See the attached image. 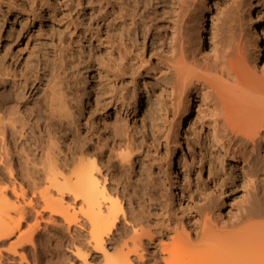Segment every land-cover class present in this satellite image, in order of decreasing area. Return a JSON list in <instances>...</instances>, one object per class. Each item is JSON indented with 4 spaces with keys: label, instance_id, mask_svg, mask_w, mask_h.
<instances>
[{
    "label": "bare ground",
    "instance_id": "obj_1",
    "mask_svg": "<svg viewBox=\"0 0 264 264\" xmlns=\"http://www.w3.org/2000/svg\"><path fill=\"white\" fill-rule=\"evenodd\" d=\"M171 2L173 13L179 17L169 40L172 55L168 69H159L163 75L157 86L164 85L161 93L152 96L151 89H147L148 82L142 81L141 86L138 82L132 89L128 88L121 94L113 93L105 98L104 103L98 101L97 104L103 108L114 106L117 117H132L131 114L135 117L141 102L149 99L161 126L169 121V131L166 128L169 133L164 135L165 147L167 162L172 166L169 174L175 176L167 181L166 173L159 172L157 177L147 171L144 180L136 186H131V182L124 177L116 182L117 173L111 168L112 159L105 157L103 148L109 143L108 139L112 140L111 146L124 150L119 153L121 166L130 164L133 158L145 159L149 155L146 137L131 131L127 119L118 118V123L123 122L112 129L115 131L112 134L107 132L106 120L102 119L99 128L103 131L99 132L106 138L97 142L96 147L90 144L88 137L82 142L74 141V148L68 155L63 150L62 136L55 125L43 124L40 113L33 115V109H22L21 92L16 90V97L12 99V89H7L4 101L0 93V170H6L11 188H0V264H31L28 259L31 254L35 263L39 261L38 243L45 244L42 243V231L51 236L57 222L77 233L79 229L86 233L84 238L78 234L71 238L70 244L85 258L87 254L93 260L98 258L97 264H264V208L257 202L254 203L256 205L252 203L242 220L244 226L237 230H227L221 221L216 202L224 198L226 191L215 185L208 192H200L204 194L205 203L202 224L192 226L190 219L172 213L178 196L177 204L182 205L189 179L191 165L178 166L175 157L176 152L183 148L185 135L191 129L189 114L193 111L195 100L200 98L198 117L203 125L208 124V138L220 154L234 160L251 159L264 140V80L253 79L255 75H250L247 67L240 64L237 50L230 44L214 54L206 51L201 25L191 33L185 21L186 12L196 0ZM205 4L208 9L209 1ZM37 14L43 15V11L39 10ZM259 19L252 3L248 10V21L254 26L251 28L252 45L262 57L264 35L258 29L262 26ZM154 34L157 35L156 31ZM119 37L123 43V34ZM153 42L154 47L160 46L158 36L153 37ZM112 47L113 43L107 40L109 54ZM58 56L61 65L50 74L44 72L45 76L41 77V80H47L46 105L50 116H66L70 123L75 121L76 129L79 125L75 115L84 113L85 98L89 102L90 97L73 87L68 79L74 73L82 74V69L75 68L68 75V56L62 55V52ZM141 68V63L134 68L138 75L142 73ZM11 71L8 68L4 73L10 76ZM1 75L0 67V80ZM34 123L40 127L41 136L38 146L29 149L30 152L27 150L25 163L31 162L35 171H30L28 167L19 169L13 156L17 144L15 139L26 137ZM99 132L98 136L101 135ZM23 145L25 150L28 149ZM180 168H184V174L177 188L178 179L175 177L180 175ZM201 171L200 161L196 173ZM18 177L23 181H18ZM111 179L116 183L109 184ZM41 183L45 186L42 189ZM27 191L33 194L36 203L31 204L34 202L31 197V200L27 199L30 205L19 200L21 196L25 199ZM11 193L17 197V202L11 201ZM66 196L72 198V202H68L70 204L64 202ZM38 205L42 211L49 213V219L43 226L38 218L43 214L37 209ZM32 216L36 219L34 224L29 223L26 230L22 229ZM59 218L62 221H58ZM15 234L16 239L10 241V246L2 249L1 245Z\"/></svg>",
    "mask_w": 264,
    "mask_h": 264
},
{
    "label": "rangeland",
    "instance_id": "obj_2",
    "mask_svg": "<svg viewBox=\"0 0 264 264\" xmlns=\"http://www.w3.org/2000/svg\"><path fill=\"white\" fill-rule=\"evenodd\" d=\"M171 1L0 0V67L2 72L0 93L3 101L7 98V89H12V99L16 97V90L20 91L22 109L25 111L33 109L32 114L39 112L41 121H44L43 124L47 122L55 125L62 136L63 150L68 155L74 148V141L82 142L85 137H88L90 144L96 147L97 142L106 138L99 132L103 131L99 128L102 119L106 120L107 132L111 134L115 132L114 127L127 119L126 122L131 131L146 137L149 155L145 159L133 158L130 164L126 163L121 166L119 153L123 149L111 146L113 145L112 140L108 139L109 143L103 148L107 155L105 157L110 156L112 159L109 161L113 165L111 168L113 167V171L117 173L116 182L124 177L123 179L131 182V186H136L144 180L147 171H151L152 175L157 177L160 175L159 172L166 173L167 181H169L171 176H175V174H169L172 172V166L167 162L165 147V136L169 133V121L165 123V128L161 126L160 120L156 119L153 114L152 102L145 98L136 112L137 116L121 115L124 119L119 123L117 121L121 118L117 117L114 106L103 108L97 102L104 103L109 95L126 92L138 82L141 86L142 81L148 82L147 89H151L152 96L161 93L164 85L161 83L162 87L157 86V83L160 84L158 80L163 75L159 69L162 68L164 71L168 69L169 58L172 55L169 40L173 36L174 24L179 17L178 14L173 13ZM196 1L186 12L185 21L191 33L195 32L194 28L201 25L202 42L206 51L214 54L230 44L233 49L237 50L240 64L247 67L245 68L248 72L250 71V75H255L253 79L257 77L258 80L260 78L264 80V54L260 57L252 45L254 40L251 36V28L254 26L248 21V10L253 3L256 15L258 14L260 18L259 24L262 25L258 29L264 35L262 31L264 0ZM207 1H209L208 9L205 4ZM39 10L43 11V15L37 14ZM155 31L157 35L154 34ZM121 33L123 43L119 37ZM154 36L160 39L159 47H154ZM109 39L114 46L110 54L106 50V41ZM61 52L62 55L68 56L66 57L70 68L68 75H71L75 68L82 69V74L74 73V76H69L68 79L72 86L87 93L86 95L90 97L89 102L85 98L84 113L75 115V120L79 125L76 129L75 121L70 123L66 116L54 118L49 115V108L46 105L47 80L46 78L41 80V77L45 76L44 72L50 74V71L54 72L61 65L60 56H58ZM139 63L142 64L141 74L143 75H138L134 69ZM8 68L12 69L10 76L4 73ZM142 95H144L143 92ZM199 99L195 100L193 111L189 114L191 129L185 135L183 148L176 152L175 161L177 165L179 163L178 166H191L188 185L186 183L184 190L185 198L182 199L181 206L177 204L179 196L176 198L172 213L174 216L176 213L179 217L190 219L192 226L202 224L205 203L204 194L200 192H208L215 185L226 191L224 198L216 202L218 211L221 212V221L227 230H237L244 226L245 222L242 220L244 221L252 203L257 202L258 206L264 208V140L259 143L251 159L234 160L223 157L208 138V124L203 125L198 117ZM189 125L186 123L187 129L190 128ZM39 132L40 127L34 123L31 129H28L26 137L15 139L17 144L13 156L17 168L26 169L28 167L30 171H35L33 164L25 163V159L27 150L30 152L29 149L33 150L38 146L39 136H41ZM98 132L102 136H98ZM98 137L100 138L97 139ZM23 144L28 149L25 150ZM200 161L202 171L198 174L196 172ZM182 169L184 168L179 169L180 175L175 177L178 179L177 188L180 187L183 178ZM0 172L3 173L0 188L9 187L10 189L11 184L6 170L1 168ZM19 179L20 182L23 181L22 178L18 177V181ZM253 179H255L254 182H252ZM111 180L109 184L114 182ZM25 182L28 181L25 179ZM120 186L119 189H121ZM44 187V183H41L40 189ZM180 193L182 195V191ZM9 197L11 201L17 202V197L12 193ZM21 197L19 200L24 204L30 205L29 200L31 199L34 201L31 204L36 203L30 191L24 196L25 199ZM64 202L71 203L72 198L66 196ZM39 205L37 209L42 211ZM42 213V216H38L41 226L49 219L48 212L42 211ZM35 221V216L30 217L23 224L22 229L26 230L28 224H34ZM58 221L62 220L59 218ZM55 226V231L51 232V236H48L46 231H42V243L45 242V244L38 243L40 259L36 263L33 261L32 254L27 255L31 264L98 263L99 260H96L98 258L93 260L90 254H87L85 258L75 251L73 244H70L71 238L77 234L84 238L85 232L79 229L77 233L74 229L64 228L62 222H57ZM15 239L16 234L2 244L3 246L1 245L2 249L3 247L7 249L10 241Z\"/></svg>",
    "mask_w": 264,
    "mask_h": 264
}]
</instances>
